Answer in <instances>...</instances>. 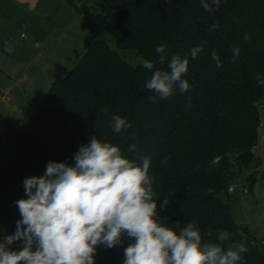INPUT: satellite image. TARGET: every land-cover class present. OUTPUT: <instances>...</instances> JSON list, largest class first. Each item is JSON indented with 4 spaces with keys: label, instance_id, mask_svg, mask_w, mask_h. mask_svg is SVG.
<instances>
[{
    "label": "trees",
    "instance_id": "obj_1",
    "mask_svg": "<svg viewBox=\"0 0 264 264\" xmlns=\"http://www.w3.org/2000/svg\"><path fill=\"white\" fill-rule=\"evenodd\" d=\"M97 6L103 30L118 48L158 61L155 49L165 45L168 59L188 57L185 79L191 88L152 102L148 97L155 94L145 88L152 71L131 65L89 24L75 65L51 81L25 125L4 136L0 243L15 233L21 219L14 202L27 199L24 179L43 176L49 161L74 167L80 146L95 136L138 164L151 158L149 174L162 224L178 231L177 221L181 226L196 221L203 243H217L220 231H226L231 242L243 240L248 248L239 264H264V251L246 230L239 232L223 199L234 172L254 165L264 104V85L255 75L264 80V0H221L212 11L200 0H99ZM198 45L204 50L191 60L190 50ZM233 46L241 50L235 63ZM156 67L167 70V62ZM113 115L126 118L131 128L114 133ZM132 144L135 152L129 151ZM217 156L220 162L212 164ZM248 177V184L255 182L256 177ZM164 199L169 203L162 210ZM130 242L125 238L123 246L112 249L99 246L96 264H124L123 249ZM21 244L10 249L19 250Z\"/></svg>",
    "mask_w": 264,
    "mask_h": 264
},
{
    "label": "clouds",
    "instance_id": "obj_2",
    "mask_svg": "<svg viewBox=\"0 0 264 264\" xmlns=\"http://www.w3.org/2000/svg\"><path fill=\"white\" fill-rule=\"evenodd\" d=\"M206 11L218 9L221 0H200ZM219 25L213 26L214 31ZM245 41L250 37L246 34ZM198 45L190 50L191 60L203 52ZM158 61L144 60L142 66L152 71L145 88L155 95L152 102L166 100L178 90H190L185 77L190 60L181 55L168 59L166 46L155 49ZM240 48L233 46L231 62L235 63ZM217 67H222L213 50ZM167 62V70L157 68ZM258 82L264 85L260 74ZM114 133L131 128L126 118L113 115ZM129 151L135 152L132 144ZM214 157L212 164H218ZM75 166L49 161L41 177L23 181L27 199L15 201L21 219L16 231L8 236L12 242L21 241L19 250H11L0 243V264H96L97 248L124 247V264H239L248 251L245 241L231 242L228 232L220 231L217 243H203L196 221L183 226L177 221L176 229L161 223L158 203L149 174L150 157L141 163L126 158L122 150L111 143L90 137L74 156ZM164 199L159 207L168 205Z\"/></svg>",
    "mask_w": 264,
    "mask_h": 264
},
{
    "label": "rangeland",
    "instance_id": "obj_3",
    "mask_svg": "<svg viewBox=\"0 0 264 264\" xmlns=\"http://www.w3.org/2000/svg\"><path fill=\"white\" fill-rule=\"evenodd\" d=\"M38 10L46 13L39 23L30 22L35 33V41L26 38L25 45L16 46L10 54H4L0 44V158L1 144L8 130L23 127L28 117L43 99L51 81L60 74L69 71L82 52V38L89 31V24L94 28L97 38L104 39L121 57L133 66L143 64V56L130 49L118 48L115 41L104 32L101 25L99 0H41ZM5 11L0 13V43L6 37L14 35L20 39V29L15 21L20 14L18 5L13 0H0ZM1 11V9H0ZM2 93H8L13 103H4ZM261 117L259 137L254 154L261 161V167L254 165L242 173L234 172L230 185H235L232 194H226L224 200L229 204L234 222L239 232L246 230L255 239L256 247L264 251V107L259 108ZM251 176L256 177L255 182ZM255 174V175H252ZM262 175L263 178L260 177ZM253 177V178H254ZM249 179V180H248ZM242 189L246 193H242Z\"/></svg>",
    "mask_w": 264,
    "mask_h": 264
},
{
    "label": "crops",
    "instance_id": "obj_4",
    "mask_svg": "<svg viewBox=\"0 0 264 264\" xmlns=\"http://www.w3.org/2000/svg\"><path fill=\"white\" fill-rule=\"evenodd\" d=\"M13 1L15 2V5H18L21 8V10L19 9L21 15H18L19 19L15 21V25L16 27L22 30L28 27L29 28L28 31H25L26 38L31 37L34 43L36 36L35 33L32 32V28L31 26H29V23L30 22L39 23L40 20L44 19V17L46 16V13L42 12L41 10H38V8L40 7V5L38 4H41L42 1L41 0H13ZM0 9H1L0 13L4 16L5 11L2 8V6H0ZM6 34L7 33L2 34L0 39L5 37ZM1 97L4 103L8 105H11L14 102L13 98L8 93L1 92Z\"/></svg>",
    "mask_w": 264,
    "mask_h": 264
},
{
    "label": "water",
    "instance_id": "obj_5",
    "mask_svg": "<svg viewBox=\"0 0 264 264\" xmlns=\"http://www.w3.org/2000/svg\"><path fill=\"white\" fill-rule=\"evenodd\" d=\"M1 48L4 54H10L13 52L16 46H23L25 45L24 40H17V38L13 35L6 37L4 40L1 41ZM261 161L257 156L254 157V169H259L261 167Z\"/></svg>",
    "mask_w": 264,
    "mask_h": 264
},
{
    "label": "built area",
    "instance_id": "obj_6",
    "mask_svg": "<svg viewBox=\"0 0 264 264\" xmlns=\"http://www.w3.org/2000/svg\"><path fill=\"white\" fill-rule=\"evenodd\" d=\"M20 39H23V40L26 39V35H25L24 32H21V33H20ZM2 97H3V95H2ZM262 106H264V104H263ZM235 185H236V184H235ZM235 185H232V184H231V185L227 188V193H228V194H232V192L234 191ZM242 193L247 194L245 189H242ZM8 236H10V235H8ZM8 236H6V237L4 238V240H3V244H5L7 247H16V246H19L20 241L14 242V243L12 244V242L8 240Z\"/></svg>",
    "mask_w": 264,
    "mask_h": 264
}]
</instances>
